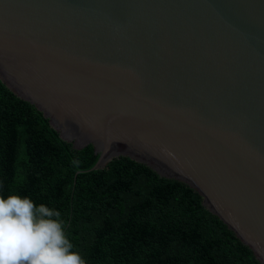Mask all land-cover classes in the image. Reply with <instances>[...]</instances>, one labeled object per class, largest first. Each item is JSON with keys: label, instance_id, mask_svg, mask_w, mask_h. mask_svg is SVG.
<instances>
[{"label": "water", "instance_id": "95a60500", "mask_svg": "<svg viewBox=\"0 0 264 264\" xmlns=\"http://www.w3.org/2000/svg\"><path fill=\"white\" fill-rule=\"evenodd\" d=\"M0 82L74 150L196 191L264 264V0H0Z\"/></svg>", "mask_w": 264, "mask_h": 264}, {"label": "trees", "instance_id": "16d2710c", "mask_svg": "<svg viewBox=\"0 0 264 264\" xmlns=\"http://www.w3.org/2000/svg\"><path fill=\"white\" fill-rule=\"evenodd\" d=\"M62 143L89 170L91 146L74 150L0 82V196L58 211L86 264H259L185 184L127 158L76 180Z\"/></svg>", "mask_w": 264, "mask_h": 264}, {"label": "clouds", "instance_id": "9594fccd", "mask_svg": "<svg viewBox=\"0 0 264 264\" xmlns=\"http://www.w3.org/2000/svg\"><path fill=\"white\" fill-rule=\"evenodd\" d=\"M59 217L30 198L0 196V264H86Z\"/></svg>", "mask_w": 264, "mask_h": 264}]
</instances>
